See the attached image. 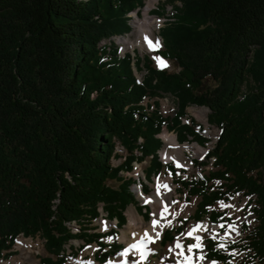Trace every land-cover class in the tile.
Wrapping results in <instances>:
<instances>
[{
  "label": "trees",
  "instance_id": "obj_1",
  "mask_svg": "<svg viewBox=\"0 0 264 264\" xmlns=\"http://www.w3.org/2000/svg\"><path fill=\"white\" fill-rule=\"evenodd\" d=\"M144 2L0 0V260L14 255L18 237L39 236L49 255L41 264H66L77 255L66 248L74 240L95 243L96 260L106 262L121 245L101 239L118 233H90L93 222L102 211L120 229L127 207L138 205L135 179L121 173L148 160L149 182L163 169L164 128L180 144L207 148L200 126L186 119L187 108L202 107L220 134L205 158L213 170L180 181L199 198L191 219L219 224L224 214L210 210L216 203L251 197L255 225L243 224L244 244L228 249L264 264V0H164L155 10L166 20L157 54L175 63L173 73L153 67L148 56L122 57L116 45H102L131 31L128 15ZM134 68L144 71L141 82ZM206 79L216 86L198 93ZM166 95L175 101L172 117L157 102L152 110L143 106ZM117 144L126 154L114 167ZM167 170L175 173L172 165ZM212 181L222 185L212 189ZM171 238L167 232L162 242ZM207 242L210 260L231 262L217 242Z\"/></svg>",
  "mask_w": 264,
  "mask_h": 264
},
{
  "label": "rangeland",
  "instance_id": "obj_2",
  "mask_svg": "<svg viewBox=\"0 0 264 264\" xmlns=\"http://www.w3.org/2000/svg\"><path fill=\"white\" fill-rule=\"evenodd\" d=\"M148 1L149 0H145L144 6L141 10H136L128 15V17L130 18L129 25L131 27V31L128 34L113 37L110 39V41H104L102 45L110 46L112 43L120 49V53H131L132 56H138L142 59L143 57L148 56L152 61L153 67L164 69L169 73L176 72L178 71V68L173 61L165 60L157 54L158 51L162 49L159 32L160 29L164 27V22H166V20L156 16L155 10H157L158 7L161 8L164 0H155L149 10L147 9ZM171 14V7H166L165 17L170 16ZM153 19L161 22L160 27L158 29H154L152 32H148L147 34L153 42L159 40L160 46L158 50L151 52L147 48H145L144 50H140L137 47H130V44H132L136 40L135 31L137 30V24H135V22L143 20L151 21ZM125 41L129 42V45H126ZM154 57H160L167 64V67H158ZM134 74L137 79L142 80L144 71H137L134 68ZM215 86L216 83H214L211 79H206L203 81V84L198 90V93L211 90ZM155 102L159 104V111L164 117H172L176 113L175 101L168 95L146 99L143 102V106H150L152 110L155 108ZM186 112V119H188V123L191 122V120H194L196 122V125L200 126L199 128H196V130L201 132L202 135L209 140L207 148H201V146L197 145L194 142H186L180 144L177 141L179 145H189L197 151H184V156H180V164L175 161L166 163L162 160L161 154L164 148L163 137L165 135H171L174 136L176 140L177 138L175 133L169 132L166 128H164L158 135V138L163 143L162 148L159 151V160L163 165V169L155 176H152L149 182H147L144 174L145 169L148 166L147 160L143 161L142 163H134L133 171L131 173H124L123 175L124 177L132 178L136 181L138 180L140 186L142 185L141 187H143L144 185L147 186L148 193L146 195L142 193L145 197H154V195L159 193V191L161 192V188H158L159 190H156L157 188L154 187V185H156V180L162 178L169 179V188H166L164 192L171 193V199L176 203L175 206H173V210L177 211L178 215L173 217L169 223H166V226L160 234V239L155 242L150 250L146 252L145 258L141 260V255L136 250L130 249L129 246H127L128 244L122 240V236L124 234L123 231L129 224L130 212H134L138 219L141 218L145 224H149L151 223L152 219L156 218L155 209L157 210L159 208V205L157 203H154V206H152L149 203H146L137 195L136 191V200L138 205H129L127 207L124 213L126 217V224L120 229H117L116 220H108L106 218V214H104L100 210L101 217L93 222V229L90 231V233L92 232L105 234L114 230L118 233L115 239H112L111 237H105L102 238L101 241L106 245H110L116 242L122 247V250L118 251L116 254H112V257L108 261H106L105 264H177L178 260H180L181 264H184V260L182 259V257L176 255V253L174 252L177 238H179V241L183 240L182 245L184 246V256L191 255L193 257L191 264H221L220 262H213L209 260L207 251L208 240L217 242L218 249H221L225 255L232 256L231 264H249L248 260L250 254L248 253V251L239 248L229 250L228 245L232 243L243 245L245 242V236L248 232L244 233L242 225L247 224L249 229H252L255 225L252 215V208L254 206L251 203V197L245 196L243 193H239V195L236 194L234 196H231L227 202H223L225 205H233L234 207H221L220 202L216 203L210 210H214L216 212L224 214L222 217L223 222H220L217 225L210 223L207 217L203 218L201 221H194L191 219L195 212L196 205L199 202V198L195 196L190 197L185 188H183L180 181H188L196 178H201L205 175H208V172L213 170L212 161L208 165H205V158L208 151L212 149L214 143L217 141L220 132L216 127L210 126L208 124L209 110L202 107H189L187 108ZM202 116L206 117V123H204L200 119V117ZM183 123H187V120L183 119ZM123 152V149L118 146L117 153L125 154V152ZM121 161L122 158H116L113 159L111 163L114 167H116ZM195 161H197L198 163H195ZM168 165H172L175 168L174 174L170 173L167 170ZM107 184L114 188L118 185L117 183H114L112 181H108ZM139 184L135 185L136 188H138L137 186H139ZM221 185L222 182L219 181H212L209 183V186L212 187V189H217ZM133 188L134 186L131 187V189ZM141 201L145 204H142ZM138 207H146V209L143 208L142 211H140ZM145 212L148 216L147 218H144ZM233 224H235L234 231L231 229V225ZM196 225H200L202 229L194 233V235L200 236L201 238L202 251L194 249L192 253H189L187 251V246L196 243V241L193 238H189L187 236V233ZM220 225H223L224 227H220ZM71 228L74 233H77L79 231L78 228L74 225H72ZM167 232H171L172 238L171 240L163 243L162 239ZM213 236H215V239L212 238ZM128 239L132 241L134 239V236L132 234H128ZM221 243L224 245L223 248L219 247ZM66 248L69 255H71L73 251L72 248L74 250H77V255L75 257L69 256L68 262L66 264H100L96 261L99 247L95 243L85 244L81 240H74ZM169 248H172L173 251L170 252ZM175 249L177 250V248ZM126 250L128 254L123 255ZM12 251L14 252V255L0 260V264H41V258L49 256L44 247V240L39 236L35 238L19 237L16 240ZM201 255L204 256V259L197 260L196 257ZM121 257H125V259L123 260Z\"/></svg>",
  "mask_w": 264,
  "mask_h": 264
},
{
  "label": "bare ground",
  "instance_id": "obj_3",
  "mask_svg": "<svg viewBox=\"0 0 264 264\" xmlns=\"http://www.w3.org/2000/svg\"><path fill=\"white\" fill-rule=\"evenodd\" d=\"M154 2L155 0L148 1L147 3L148 10L153 5ZM149 21L150 20L148 21L143 20V21L135 22V24H137V30L135 31L136 40L132 44H130V47L132 48L137 47L140 50H144L145 48L148 49L144 41V37L145 36L149 37L147 33L152 32L154 29H158L161 24V22L156 19H153L150 22ZM125 44L129 45V42L125 41ZM200 119L204 123H206L205 116L200 117ZM163 141H164V148L161 154H162V160L166 163L175 161L178 164H180L181 163L180 156H184L183 152L194 150V148H192L189 145H179L175 137L171 135H165L163 137ZM194 151H197V150L195 149ZM169 184H170V181L169 179H166V178L156 180V185H154V187L157 188L156 190H159L161 188V192L159 191V193L155 194L154 197H150V196L145 197L142 194L141 188L140 187L136 188L137 195L141 199H143L146 203H149L152 206H154V203H157L159 205V208L157 210L155 209L156 218L152 219V221L155 220L158 222V226L155 231L152 228V221L149 224H145L141 218L138 219L136 217L134 212L129 213V224L127 225L126 229L123 231L124 234L122 236V240L128 244L127 246H129L130 249L136 250L140 255H141V251L146 253L150 250V248L155 244V242L160 239V235H159V238H157L156 233L159 232L161 234L164 227L166 226V223H169L173 217L178 215V212L173 210V206H175L176 203L172 201L171 196H170L171 193L164 192L166 188H169ZM165 209H167V211H165ZM145 231L148 232L149 236L155 242L147 243L146 247L140 250L133 249L132 245L142 243V237ZM128 234H132L134 236V239L132 241L128 239ZM182 241H179V242H181L182 244ZM179 251L180 249L176 250L174 248L175 253ZM121 258L123 260L125 259V257H121Z\"/></svg>",
  "mask_w": 264,
  "mask_h": 264
},
{
  "label": "snow or ice",
  "instance_id": "obj_4",
  "mask_svg": "<svg viewBox=\"0 0 264 264\" xmlns=\"http://www.w3.org/2000/svg\"><path fill=\"white\" fill-rule=\"evenodd\" d=\"M144 41L148 47L149 51H156L158 50L159 46H160V42L159 40H156L155 42H153L149 37L145 36L144 37ZM154 59L157 62V66L158 67H167V64L160 58V57H154ZM239 195V194H238ZM221 207H234L233 205H225L222 201L220 202ZM165 211H167V209H165ZM158 226V222L157 221H152V228L155 231L156 228ZM220 227H224L223 225H220ZM231 229L234 231L235 230V224L231 225ZM198 230H202L200 225H196L195 227H193L188 233L187 236L189 238H193L196 243L192 244V245H188L187 246V251L189 253H192L194 249L198 250V251H202V245H201V238L200 236H196L194 235V233H196ZM160 233L157 232L156 236L157 238H159ZM183 235V234H182ZM213 239H215V236L212 237ZM155 241L149 236L148 232L145 231L144 235L142 237V243L141 244H134L132 245L133 249H137L140 250L144 247H146L147 243H154ZM219 247L223 248L224 245L221 243L219 245ZM175 248L180 249L181 251L177 252L176 255L182 257V259L184 260V264H191V261L193 259V257L191 255L189 256H184V246L179 242V238H177V243L175 245ZM169 251L172 252L173 249L169 248ZM127 250L123 253V255H127ZM146 253L141 251V260H143L145 258ZM197 260H203L204 256H197L196 257ZM177 264H181L180 260L177 261ZM229 264H231V262L229 261Z\"/></svg>",
  "mask_w": 264,
  "mask_h": 264
},
{
  "label": "water",
  "instance_id": "obj_5",
  "mask_svg": "<svg viewBox=\"0 0 264 264\" xmlns=\"http://www.w3.org/2000/svg\"><path fill=\"white\" fill-rule=\"evenodd\" d=\"M161 42H162V40H161ZM206 109V108H205Z\"/></svg>",
  "mask_w": 264,
  "mask_h": 264
}]
</instances>
